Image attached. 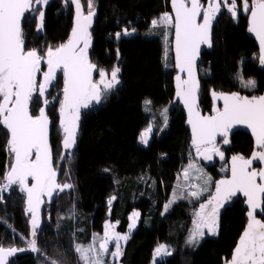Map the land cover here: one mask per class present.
Returning a JSON list of instances; mask_svg holds the SVG:
<instances>
[{"label": "trees", "instance_id": "1", "mask_svg": "<svg viewBox=\"0 0 264 264\" xmlns=\"http://www.w3.org/2000/svg\"><path fill=\"white\" fill-rule=\"evenodd\" d=\"M82 3L86 12V0ZM96 8L97 14L90 30L93 37L90 59L109 74L113 66L118 65L121 83L102 104L82 112L71 161H60L59 101L49 105L47 113L53 122L50 144L56 161L62 164L59 175L63 183L71 182L75 187L74 191L65 190L52 202L44 204L43 230L39 233L38 244L48 258L65 261V264H78L73 233L76 242L87 244L93 232L102 233L105 220H118L117 231L124 233L129 224V214L135 209L141 215L124 245L120 264H150L153 251L160 243L169 245L172 254L162 262L159 259L158 264H223L225 258H230L247 222L240 196L234 197L228 206L221 209L218 235L205 236L195 248L185 244L193 205L178 201L165 215L160 214L173 191L176 176L188 164L189 153L196 159L184 113L177 104H172V47L169 44L168 67L165 68L162 34H148L153 18L165 11L170 13L169 0H96ZM45 13L44 29L39 36L35 19L24 25L28 48L44 51L48 45L56 47L66 41L70 34L71 5L65 8L63 0H49ZM124 28L137 31L117 41L115 33ZM211 39L212 46L202 50L198 66L202 112L211 113L213 89L217 92L237 91L249 96L264 94V69L257 60L254 40L247 31V16L241 12L238 21H233L230 14L222 10L214 22ZM241 69L245 79H256L255 91L242 88L234 78ZM58 75L57 86L50 90V101L63 87V74ZM93 75L99 79L98 72ZM145 100L151 101L150 113L145 111ZM39 106L33 105L36 114ZM165 107L169 108L167 128L159 134L155 129L149 144L141 145L138 142L140 132L151 119L157 127L159 113ZM7 138L6 130L0 126V181L9 164V155L5 151ZM229 140L228 145H220L222 140L217 141L226 162L235 154L248 158L254 149L252 138L244 132H235ZM217 166V163L205 165L214 180L227 174L220 173ZM66 168H70V181L64 175ZM112 196L117 199L110 206L108 199ZM25 202V194L18 186L4 192L0 198V244L27 246L24 242V239H29ZM74 205L76 215L72 217ZM60 217L63 219L58 228ZM12 259L16 264H43V256L37 254H22Z\"/></svg>", "mask_w": 264, "mask_h": 264}, {"label": "snow or ice", "instance_id": "2", "mask_svg": "<svg viewBox=\"0 0 264 264\" xmlns=\"http://www.w3.org/2000/svg\"><path fill=\"white\" fill-rule=\"evenodd\" d=\"M63 2L65 8L69 5L74 8L71 32L66 41L56 47L48 45L46 50L41 51L36 47L28 48L24 25L35 19L39 36L44 29L45 7L49 0H0V126L6 130L5 151L10 157L3 182H0V198L6 190L11 191L13 186H18L20 192L27 196L26 213H31L30 239L22 238L27 248L0 244V264H16L10 258L25 251L43 256V264H65V261L48 258L38 244L39 233L43 230L41 205L45 202L44 198L47 197L50 203L55 196L65 190L74 191L75 187L71 182L61 183L58 180L62 164L56 161L50 144V125L53 122L46 109L54 101H59L58 131L64 150L60 161H71L82 110L102 104L121 83L118 65H114L109 74L90 59L89 50L93 42L90 30L97 14L96 0H86V12L82 0ZM170 2L171 13L165 11L153 18L148 34H162L164 66L167 68L169 36L174 31L175 97L187 112L191 148L195 150L196 157L211 160L215 154L225 160L217 138L228 145L230 133L238 126L250 131L254 149L249 158L241 154L233 155L230 176L225 175L219 180H214L189 153L188 164L178 173L171 196L160 214L165 215L178 201L193 205L185 244L195 248L206 235H218L221 209L242 194L246 198L247 222L230 259L225 258L223 264H264V167L253 166L254 162L264 165V94L249 96L237 91L217 92L213 89L211 114L204 115L200 110L201 86L197 74L201 45L212 46L214 22L222 14V9H226L233 21H238L241 12L247 16V31L258 41V60L264 69V0H207L206 5L202 0ZM136 31L135 28H124L115 33L116 40L131 36ZM202 71L207 73L208 70ZM94 72H98L99 79H95ZM58 73L63 74V87L50 101V90L57 86L60 78ZM234 78L244 89L255 91L257 88L256 79H245L242 69ZM217 101L223 102L222 108L217 106ZM36 104L41 105L38 114L33 111ZM144 104L145 110L151 111V101L145 100ZM168 113V107L160 112L163 127L168 126ZM152 131L153 122L150 121L148 127L140 132L139 142L147 146ZM228 170L227 165L221 168V172L227 173ZM64 175L70 181V168L65 169ZM116 199V196L110 197L108 204L111 206ZM75 215L74 205L71 216ZM140 215L135 210L129 215L128 231L125 233L117 231L118 220H105L103 235L93 232L87 245L76 242L73 233L78 264H120L124 245L136 228ZM61 219L63 217L57 221L58 228ZM110 243L114 244V248L109 247ZM171 254L169 245L158 244L153 251L154 264H158L157 258L162 262Z\"/></svg>", "mask_w": 264, "mask_h": 264}, {"label": "water", "instance_id": "3", "mask_svg": "<svg viewBox=\"0 0 264 264\" xmlns=\"http://www.w3.org/2000/svg\"><path fill=\"white\" fill-rule=\"evenodd\" d=\"M73 8V7H72ZM169 9H170V13H171V2H170V0H169ZM73 16H74V8H73ZM73 16H72V25H73ZM72 28V27H71ZM213 31V30H212ZM71 32V31H70ZM250 34V33H249ZM250 36H251V38L254 40V43H255V45H256V48H257V51H259V45H258V41H256V39H255V36L253 35V34H250ZM212 38V37H211ZM173 43H174V31L172 32V34H171V47H172V55H173V69H174V76H173V86H174V95H173V100H172V104H173V106L174 105H178V108L179 109H181L182 111H183V113H184V116H185V125H186V127H187V129H188V131H189V136H190V141H191V128H190V126L187 124V112H186V110L184 109V107H183V105L181 104V103H179V101L176 99V97H175V76H176V74H177V69L175 68V64H174V49H173ZM205 48H208V46L207 45H201V50H200V54H199V56H198V59H197V74H198V66H199V62H200V59H201V53H202V50L203 49H205ZM257 60H258V57H257ZM258 62H259V60H258ZM46 70V69H45ZM198 79H199V81H200V78H199V74H198ZM200 93V92H199ZM217 103V106L218 105H220V107L222 108L223 107V102L222 101H217L216 102ZM48 108H49V106L47 107V109H46V111L48 110ZM200 110H201V108H200ZM201 112H202V110H201ZM202 114H204V115H208V113H203L202 112ZM211 114V113H210ZM50 131H51V125H50ZM237 131H241V132H244V133H246V134H248L251 138H252V136H251V133H250V131L249 130H247L246 128H244L243 126H238L237 127V129H234V131H233V133H230V135H229V138H230V136L232 135V134H234L235 132H237ZM219 140H222L221 138H217V141H219ZM252 140H253V138H252ZM253 142H254V140H253ZM223 144V142H221L220 143V145H222ZM249 157H251V154L249 155ZM248 157V158H249ZM230 164H231V157L228 159V161H227V165H228V176H230ZM254 165H257V167L256 168H260V167H264V165H261L259 162H254ZM253 165V166H254ZM223 178V177H222ZM219 179H221V178H219ZM218 179V180H219ZM242 199H243V208L244 209H246V212H247V205H246V203H245V197H243V195L242 194H238ZM237 195V196H238ZM25 199L27 200V196H26V194H25ZM43 207H44V204H42L41 205V220H42V212H43ZM26 208H27V204H26V202H25V216H26V218H27V223H28V229H29V233H30V224H29V221H30V219H31V213L30 212H27L26 213ZM243 231V230H242ZM241 234V233H240ZM239 238V237H238ZM238 238H237V240H238ZM29 239H30V236H29ZM237 240H236V242H237ZM236 244V243H235ZM234 247H235V245H234ZM233 247V248H234ZM22 254H36V253H32L31 251H25V252H23V253H18L17 254V256H19V255H22ZM230 257H231V255H230ZM15 258V257H14ZM10 259H12V258H10ZM230 259V258H229Z\"/></svg>", "mask_w": 264, "mask_h": 264}, {"label": "rangeland", "instance_id": "4", "mask_svg": "<svg viewBox=\"0 0 264 264\" xmlns=\"http://www.w3.org/2000/svg\"><path fill=\"white\" fill-rule=\"evenodd\" d=\"M222 10H225L226 11V9H222ZM227 12V11H226ZM243 13V12H242ZM172 34V33H171ZM171 34H170V36H171ZM170 36H169V41H170V45H171V39H170ZM163 44H164V42H163ZM164 56H165V45H164ZM45 69H46V67H45ZM58 108H59V103H58ZM57 108V109H58ZM85 109H83L82 110V112L84 111ZM146 111V110H145ZM146 113H150L149 111H146ZM57 114H58V111H57ZM150 121H152L153 122V131L155 130V129H157L158 130V134L159 133H161L162 131H161V128L163 127V120H162V118H161V116H160V113H159V122H157V124H158V126L157 127H154V125L156 124V122H154L152 119L150 120ZM58 124H59V115H58ZM58 124H57V129H58ZM149 125V124H148ZM148 127V126H147ZM146 127V128H147ZM146 128H144V129H146ZM167 127H163V131L166 129ZM143 129V130H144ZM153 131H152V133H153ZM152 133L150 134V137H149V140H150V138H151V135H152ZM58 134H59V138H60V141H61V134L59 133V131H58ZM138 142H139V140H138ZM140 143V142H139ZM61 144V143H60ZM141 144V143H140ZM141 145H143V144H141ZM145 146V145H144ZM219 146V145H218ZM61 151L60 152H62V151H64L63 150V148H62V145H61ZM221 150V149H220ZM61 154V153H60ZM194 157L198 160V162H199V164H200V166L201 167H203L204 169H205V171L209 174V175H211V173L208 171V169L205 167V165H207V164H215V163H217V168H218V171L220 172V173H225V172H221V168L222 167H225L226 165H227V162L225 161V160H221L220 159V157L219 156H217V155H215V154H213V158L211 159V160H204L202 157H200V158H197L196 157V153H195V150H194ZM9 160H10V157H9ZM226 163V164H225ZM182 170H180V172H181ZM58 180H59V182H61V183H63V179H61V176L59 175V173H58ZM0 182H3V180L2 181H0ZM176 182H177V176H176V180H175V182H174V185L176 184ZM13 187H15V186H13ZM6 192H8V190H6L5 191V193ZM25 194V193H24ZM207 194H205V196H206ZM171 196V195H170ZM169 196V197H170ZM56 197V196H55ZM54 197V198H55ZM54 198H53V200H54ZM169 199V198H168ZM26 200V199H25ZM52 200V201H53ZM109 200V199H108ZM44 204L45 203H49V201H48V198L47 197H45L44 198ZM51 201V202H52ZM135 210V209H134ZM134 210H132V212L134 211ZM135 211H138V210H135ZM131 212V213H132ZM139 212V211H138ZM130 213V214H131ZM129 214V215H130ZM134 230V229H133ZM132 230V231H133ZM128 231V227H127V230H126V232ZM95 233H97V232H95ZM125 233V232H124ZM98 235H103V230H102V233H97ZM28 236H29V229H28ZM207 236V235H206ZM92 238V237H91ZM91 242V239H90V241L88 242V243H90ZM87 243V244H88ZM87 244H85V245H87ZM109 247L110 248H114V244H112V243H110V245H109ZM22 248H27V246H25V247H22ZM110 258V257H109ZM160 258H157V261L159 260ZM150 264H154V261H153V256H152V260H151V262H150Z\"/></svg>", "mask_w": 264, "mask_h": 264}, {"label": "flooded vegetation", "instance_id": "5", "mask_svg": "<svg viewBox=\"0 0 264 264\" xmlns=\"http://www.w3.org/2000/svg\"><path fill=\"white\" fill-rule=\"evenodd\" d=\"M206 2H207V0H202V3H205V5H206ZM220 15V14H219ZM219 15H218V17H219ZM218 107H220V105H218ZM226 164V163H225ZM228 166V165H227ZM254 167H257V165H254ZM227 174H228V172H227ZM226 174V175H227ZM239 196V195H238ZM237 197V196H236Z\"/></svg>", "mask_w": 264, "mask_h": 264}, {"label": "crops", "instance_id": "6", "mask_svg": "<svg viewBox=\"0 0 264 264\" xmlns=\"http://www.w3.org/2000/svg\"><path fill=\"white\" fill-rule=\"evenodd\" d=\"M139 220L137 221V224H138ZM137 226V225H136Z\"/></svg>", "mask_w": 264, "mask_h": 264}]
</instances>
